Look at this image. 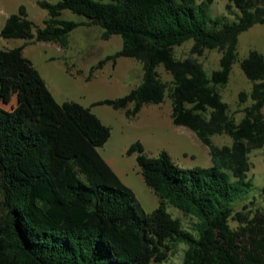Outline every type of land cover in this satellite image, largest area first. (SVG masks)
Instances as JSON below:
<instances>
[{
  "label": "trees",
  "instance_id": "1",
  "mask_svg": "<svg viewBox=\"0 0 264 264\" xmlns=\"http://www.w3.org/2000/svg\"><path fill=\"white\" fill-rule=\"evenodd\" d=\"M230 2L238 10L234 18H213L214 0L40 1L48 13L42 27L25 6L7 18L3 39L63 49L82 25L101 27L106 40L121 36L122 50L92 67L87 80L108 61L129 57L143 64V82L93 106L125 110L134 119L144 105L168 96L174 125L196 134L213 165L184 169L167 151L150 157L142 143L132 144L127 154H137L146 184L160 199L147 213L99 151L111 128L91 107L59 103L24 56L25 46L0 49V97L17 98L11 110L0 106V264H162L179 244L186 246L181 264H264V210L253 202L234 206L253 187L249 154L264 148V54L252 51L241 63L253 85L239 95L240 106L252 101L239 123L218 92L230 80L240 34L264 23V0ZM64 10L88 20L62 19ZM189 40L194 55L219 50L220 68L209 76L197 60L177 59L175 48ZM159 65L173 81L161 79ZM215 135L230 136L232 145L216 146ZM168 205L196 218L191 230Z\"/></svg>",
  "mask_w": 264,
  "mask_h": 264
},
{
  "label": "rangeland",
  "instance_id": "2",
  "mask_svg": "<svg viewBox=\"0 0 264 264\" xmlns=\"http://www.w3.org/2000/svg\"><path fill=\"white\" fill-rule=\"evenodd\" d=\"M40 1L57 3L59 0H0V32L8 17L19 12L21 6L27 9L28 18L36 26L42 27L48 13L40 5ZM98 1V0H97ZM232 5L231 9L228 6ZM213 18L226 15L234 18L237 8L230 0H214L210 6ZM62 19L85 22L84 16L64 10ZM104 30L96 25L80 26L70 34L69 47L63 49L54 43L33 42L23 39L6 40L0 36V49H12L25 46L24 56L31 60L45 79L49 89L59 103L74 101L92 112L108 127L111 137L99 151L121 180L135 193L143 209L151 213L159 207L160 199L146 184L142 170L137 162V154L128 155L129 147L142 143L145 153L157 157L167 151L174 162L184 168L211 167L213 165L209 148L201 143L196 134L183 126H176L172 120L171 99L166 96L161 104H146L134 119L126 116L125 110H116L109 105H95L107 99H118L128 95L141 85L144 78L143 64L134 58L120 57L114 62L108 61L103 69L98 70L91 80H87L92 67L108 56L115 55L123 48V40L119 35L110 39L103 38ZM194 41L189 40L175 48V57L179 60L193 58L203 65L210 76L220 68L221 52L206 50L202 56L191 52ZM252 51L264 54V23L256 24L240 34L238 38L237 56L233 64L230 80L227 85L218 88L222 100L228 105L230 114L239 123L244 113L241 110L252 104L251 100L240 106L241 92L250 93L252 81L245 75L241 63ZM157 71L161 79L170 83L173 75L159 65ZM16 96L0 97V106L11 110L16 105ZM27 107H30L29 105ZM264 114V109H263ZM212 141L216 146H231L233 139L228 135H215ZM251 170L248 179L253 187L243 200L234 206L241 209L245 203L253 202V208L264 210V148L255 149L249 154ZM168 212L182 222L186 230H191L197 222L196 218L168 205ZM232 227L236 223L230 221ZM186 250L185 244H179L174 252L162 264H181Z\"/></svg>",
  "mask_w": 264,
  "mask_h": 264
}]
</instances>
